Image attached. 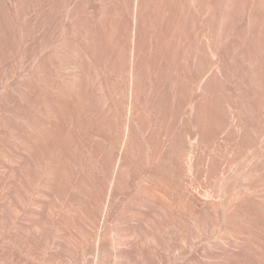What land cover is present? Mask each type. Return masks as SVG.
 <instances>
[{
	"label": "rangeland",
	"instance_id": "1",
	"mask_svg": "<svg viewBox=\"0 0 264 264\" xmlns=\"http://www.w3.org/2000/svg\"><path fill=\"white\" fill-rule=\"evenodd\" d=\"M131 3L0 0V264H264V0Z\"/></svg>",
	"mask_w": 264,
	"mask_h": 264
},
{
	"label": "bare ground",
	"instance_id": "2",
	"mask_svg": "<svg viewBox=\"0 0 264 264\" xmlns=\"http://www.w3.org/2000/svg\"><path fill=\"white\" fill-rule=\"evenodd\" d=\"M152 0H132L131 3V15L129 17V24H130V33H131V44H132V51L135 54L137 51V47H138V36L140 35V29L142 28V24L143 22H146L147 25H152V11L150 12L148 9V4L151 3ZM206 0H200V2L203 4ZM227 3H230V0H227ZM262 8H260V11H256L255 12V19L257 17V19L262 21V24L264 22V5L261 6ZM162 9V8H161ZM161 9H160V14H161ZM248 15V19L251 21L253 19L254 16V12L247 13ZM260 21V22H261ZM222 26H224V23H222ZM224 36L222 38H224L225 40H228V43L232 42V37L235 35V29L233 24L230 26V28L228 30L225 29L221 33H224ZM213 53L215 54V58H211V65H216L217 68L219 69L221 75H225V76H230V72L229 69H232V65L228 66L227 63L225 62L223 56V52L221 49V46L219 44H215L213 46ZM252 51L255 52L254 49H252ZM253 52V54L255 55V53ZM202 64H207L202 62ZM202 70V68H201ZM205 71V69L202 70V72ZM134 75V71L132 70V76ZM194 80H196V82L198 84L199 83V77L197 75H194ZM201 87H204V84H200ZM181 224L183 222H180ZM220 223L222 225H226L225 222H217Z\"/></svg>",
	"mask_w": 264,
	"mask_h": 264
}]
</instances>
